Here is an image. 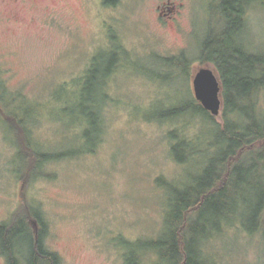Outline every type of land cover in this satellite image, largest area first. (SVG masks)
Masks as SVG:
<instances>
[{
    "label": "rangeland",
    "instance_id": "obj_1",
    "mask_svg": "<svg viewBox=\"0 0 264 264\" xmlns=\"http://www.w3.org/2000/svg\"><path fill=\"white\" fill-rule=\"evenodd\" d=\"M162 1L0 0V102L25 120L37 149L72 152L43 167L51 176L25 182L17 131L0 118V224L28 199L44 211L46 244L64 264H125L128 241L161 233L172 188L192 182L219 153L214 127L224 116L209 119L195 105L193 80L205 65L200 54L209 29L219 30L220 0H172L184 3L174 18L159 15ZM245 16L242 37L261 53L264 1L250 4ZM114 47L121 49L116 63ZM93 65L101 78L113 70L103 78L109 97L95 95L99 107L85 117L82 93ZM258 98L264 112V89ZM197 146L207 152L191 154ZM240 194L242 221L250 216L244 200L256 194L248 187ZM204 247L213 264H264L262 230L250 232L238 220Z\"/></svg>",
    "mask_w": 264,
    "mask_h": 264
},
{
    "label": "trees",
    "instance_id": "obj_2",
    "mask_svg": "<svg viewBox=\"0 0 264 264\" xmlns=\"http://www.w3.org/2000/svg\"><path fill=\"white\" fill-rule=\"evenodd\" d=\"M117 1L104 0L106 5ZM256 1L220 0L219 30L209 29V37L201 49V64L212 63L223 86L221 113L225 120L223 126L215 123L214 127L222 137L216 145L219 153L206 159L202 171L197 174L199 176L193 177L192 182L185 186L176 184V188H172L161 233L150 240L128 241L123 255L125 264H213V257L204 245L214 234L221 232L226 222L238 220L250 232L261 229L264 234V112L258 109V95L264 89V49L261 53L250 51L242 37L247 26L246 8ZM114 49L111 58L116 63L121 49ZM94 65L84 81L82 96L86 97V104L82 103V114L85 117H94L93 107H99L95 95L109 97L103 78L113 70H106L101 78ZM194 103L209 119H215L200 102ZM194 103L183 109H174L171 114L176 115ZM9 107L10 104H5L0 109V118L12 131H17L21 179L31 182L37 176H51L43 167L55 159L71 156L72 152L37 149L25 120ZM236 113L237 119H232L230 116ZM100 118L103 120L102 115ZM90 133L89 129L85 130L86 137ZM185 140L173 147L175 153L180 146L188 144L189 140ZM198 148L191 154L207 152ZM186 159L189 158L178 160ZM247 187L256 198H250L249 202L244 200L246 205L249 203L245 212L250 216L241 221L245 213L243 216L239 213L241 206L237 199L241 197L236 194L243 195ZM248 220L255 224L254 227L246 224ZM48 234L49 224L44 211L26 199L10 221L0 224V249L8 264H64L60 254L47 246ZM149 255L153 256V261L148 260Z\"/></svg>",
    "mask_w": 264,
    "mask_h": 264
},
{
    "label": "water",
    "instance_id": "obj_3",
    "mask_svg": "<svg viewBox=\"0 0 264 264\" xmlns=\"http://www.w3.org/2000/svg\"><path fill=\"white\" fill-rule=\"evenodd\" d=\"M196 99L205 109L217 116L224 106L223 86L217 69L212 64L201 65L194 76Z\"/></svg>",
    "mask_w": 264,
    "mask_h": 264
},
{
    "label": "flooded vegetation",
    "instance_id": "obj_4",
    "mask_svg": "<svg viewBox=\"0 0 264 264\" xmlns=\"http://www.w3.org/2000/svg\"><path fill=\"white\" fill-rule=\"evenodd\" d=\"M180 5L183 6L184 3L181 2L178 5V3L176 1H172V0H166L165 2L162 1V2H160V3L157 4V8L159 9V15L161 17L164 16V15H166L169 18H174V17H176L175 14L177 13L178 8H180ZM0 256H1V258H4V262H2V264H8L7 257L3 254V252L1 251V249H0Z\"/></svg>",
    "mask_w": 264,
    "mask_h": 264
}]
</instances>
